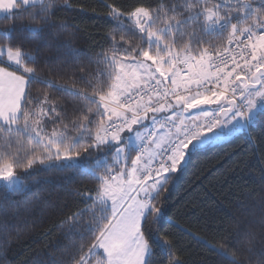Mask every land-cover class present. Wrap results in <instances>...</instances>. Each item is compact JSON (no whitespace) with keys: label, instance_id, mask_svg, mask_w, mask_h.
I'll return each instance as SVG.
<instances>
[{"label":"snow or ice","instance_id":"1","mask_svg":"<svg viewBox=\"0 0 264 264\" xmlns=\"http://www.w3.org/2000/svg\"><path fill=\"white\" fill-rule=\"evenodd\" d=\"M260 144L264 0H0V264H264ZM229 145L260 167L209 242L172 222L169 192Z\"/></svg>","mask_w":264,"mask_h":264},{"label":"trees","instance_id":"2","mask_svg":"<svg viewBox=\"0 0 264 264\" xmlns=\"http://www.w3.org/2000/svg\"><path fill=\"white\" fill-rule=\"evenodd\" d=\"M75 3L98 6L100 0H74ZM82 35L95 36L97 41L106 31L108 22L100 15L94 16L89 10L87 13L76 15ZM236 145H229L217 151L198 157L191 166L172 184L169 192L170 218L172 222L187 229L188 232L198 237H203L211 242L212 233L210 226L215 227L231 215L232 205L238 197L243 196L247 190L255 186L257 172L260 165L253 156V147L244 149V156L234 152ZM264 150V144L255 146V151ZM246 159L255 165L251 171H241L239 162ZM258 216L259 213L257 212ZM175 240L177 247L185 255L193 257L200 251L196 241L189 235H184L178 227L164 225ZM37 228L33 231L34 237L31 247L38 248L43 244ZM18 253L27 254L23 246L16 250ZM154 260H162L165 253L156 249Z\"/></svg>","mask_w":264,"mask_h":264}]
</instances>
